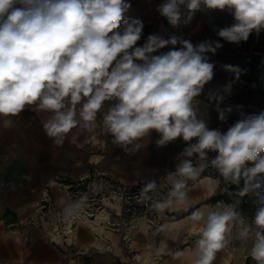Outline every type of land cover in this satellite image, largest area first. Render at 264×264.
<instances>
[{"label": "clouds", "instance_id": "1", "mask_svg": "<svg viewBox=\"0 0 264 264\" xmlns=\"http://www.w3.org/2000/svg\"><path fill=\"white\" fill-rule=\"evenodd\" d=\"M130 7L126 0H0V118L26 110L47 113L43 129L58 147L74 129L92 132L98 117L112 143L129 155L145 148L153 132L158 147L181 139L185 147L178 156L183 159L159 183L145 182L139 202L158 216L187 211L192 207L189 182L214 169L218 177H209L213 195H254L257 211L251 225L236 203L221 201L219 207L191 211L199 238L190 264H214L234 227L235 238L251 244L255 264H264V112L247 115L226 130L209 128L197 99L214 78L215 63L208 54L223 47L220 40L239 46L252 33L264 31V0H162L156 10L173 27L182 18L189 24L202 8L233 16V24L214 29L220 40L196 44L175 35L164 39L150 34L138 45L144 25L124 19ZM168 46L169 51H160ZM230 88L228 84L223 90ZM208 100L216 101L218 119L226 122L225 113L232 109H219L223 96L210 92ZM210 153L215 155L210 158ZM232 185L238 191H229ZM173 231L172 224H161L154 235ZM173 243L183 240L177 236ZM153 255L170 256L180 264L187 256L173 251L166 238L156 243Z\"/></svg>", "mask_w": 264, "mask_h": 264}, {"label": "crops", "instance_id": "2", "mask_svg": "<svg viewBox=\"0 0 264 264\" xmlns=\"http://www.w3.org/2000/svg\"><path fill=\"white\" fill-rule=\"evenodd\" d=\"M126 2L130 3L131 7L125 13L124 19L142 21L147 37L150 34H157L168 39L175 35L189 39L196 44L209 38L220 40L215 35L214 29L234 23L233 16L227 11L202 8L196 12L189 24L185 25L182 18L180 25L173 27L156 10L162 0H126ZM186 15L185 12V17ZM220 42L223 47L218 49L215 55L208 54L210 61L215 63L214 78L205 85L203 93L197 99L200 101L201 110L207 113L209 128L226 130L247 115H258L264 112V76L263 80L255 79L251 82L245 77H237L238 74L235 72L225 71L222 67L225 64L240 69L245 56L235 51V44L223 40ZM241 43L252 50L263 49L264 31L259 34L252 33L247 42ZM170 49L171 46H168L160 51L167 52ZM228 84L231 85L230 91L225 92L224 86ZM210 92L223 96L219 109H232L231 112L225 113L226 122L218 119L216 101L209 102L208 100ZM47 119V113H36L31 110H26L16 117L0 118V141L4 136L11 135L8 140L16 143L13 146L14 150L19 153H30L16 161L6 171V183L11 187L10 190L20 195L22 194L20 190L24 188L29 193V197L14 204L7 200L0 201V237L2 235L5 238L11 232L10 236L14 237L12 242L14 246L20 240L27 242L28 264H69L70 260H73V264H139L133 259L122 256L121 248H118V253L109 250L77 251L74 257L72 255L68 257L67 253L58 249L54 244L48 243L47 235L39 225L26 224L23 227L20 224L21 220L30 217L50 177L57 178L63 173L75 176L86 170L97 169L115 175L126 184L147 182L175 170L176 165L183 159L178 154L185 147L184 142L178 138L166 146L158 147L155 140L159 137L153 132L145 148L134 155H129L112 143L111 136L106 134L101 126L102 117H98L92 132L74 129L63 146L58 147L44 132L43 123ZM73 136L76 137L75 142L72 140ZM20 142H23V145H18ZM214 155L215 153H210V158ZM189 189L190 204L197 208H200V203L207 201L213 194L201 181L189 185ZM191 211L193 210L176 209L170 212L171 217L178 216L175 220L169 221V224L174 226V231L160 234L158 238L159 240L168 239L169 247L173 251L179 249L187 254L183 264H190L195 241L199 238L198 227L189 219ZM192 228H195L194 232L190 231ZM236 231L237 228L234 227L228 246L218 253L222 256L218 264H236L233 253L230 256L226 255L229 249L239 248L240 242L235 238ZM186 233L188 235L184 236ZM177 236L181 239L185 237L182 239L183 244L173 243V238ZM12 243H7L8 260L12 258H10ZM3 253V250H0V255ZM135 257L143 263L152 261L151 264H180L179 261L172 260L170 256L154 257L152 260L151 254L149 260L145 254L138 253ZM214 264L217 263L214 262Z\"/></svg>", "mask_w": 264, "mask_h": 264}, {"label": "rangeland", "instance_id": "3", "mask_svg": "<svg viewBox=\"0 0 264 264\" xmlns=\"http://www.w3.org/2000/svg\"><path fill=\"white\" fill-rule=\"evenodd\" d=\"M257 56H260V58H256ZM250 60H252L251 63H249ZM241 64L247 65L246 75H249L252 78L260 76L259 69H264V48L250 51V54L245 57L244 62ZM261 75H264V71H262ZM9 138H11V135L9 137L4 136V138L0 141V149H2V152L0 153V201L7 200L14 204L19 200H26L29 197V193L24 188L20 190L22 191V194L20 195H16L14 191H11V187L6 183V171L9 167H12L16 161L28 156L30 153H19L14 150L13 146H15L16 143L9 142ZM18 145H23V142H20ZM86 172L87 170L78 175H82ZM78 175L71 176L70 173H63L59 174L57 178L50 177L48 179L49 184L41 191V194L35 203L32 214L30 217L22 219L20 224L23 225V227H25L26 224L29 225L28 223L32 217L37 219L38 223L40 224L41 221L39 219L40 217H43V221L46 223L49 231V235L46 237L48 243L57 246L58 249L67 253L68 257L69 255L74 257L77 251L88 252L93 250H109L106 244L110 243L112 244L111 248L113 252L118 253V248H121L122 256L124 255L129 259H133L139 264H151L152 261L143 263L135 256L138 253L144 254L146 250L152 249L153 260V249L159 240V235H154L155 229L161 224H169V221L175 220L178 218V216L171 217L172 215L169 213H166L164 216H158L149 210V207L146 205V203L142 202H139L142 205L141 211L133 215L127 211L125 202L118 203L119 206H117V198L115 200L110 199V201L105 200L108 202H102L97 198L96 200H99V202L94 204V201H92L93 197L91 195V187L88 189L83 187L80 190L81 192L77 193V188L75 186H67L68 183L72 182L73 179H75ZM58 177L61 178V180H59ZM209 177L216 178L218 177V173L214 169L209 168L194 183L198 181L205 183L208 191L212 193ZM242 186L243 181L241 182L240 187ZM229 191L236 192L238 191V188L237 186L232 185L229 187ZM233 199L234 196H229L226 193H217L215 195L212 194L207 201H202L199 206L200 208L206 205L219 207L217 203L221 201L224 203H231ZM256 199L257 198L254 195L244 196L241 198V203L238 204L236 208L243 220L249 225L253 223L257 211ZM80 201H82L81 206L78 209H75L74 206ZM37 204L42 205V209L36 211ZM110 205L117 206L119 208V211H117L119 214H117L115 210L112 211ZM105 207L106 209L103 211ZM195 208H197V206H192L188 209V211L194 210ZM70 210L81 213L74 214L76 217L73 218L72 221L74 222L72 223L74 230L72 240H69V236L63 233V226H65L64 219ZM102 212H110V214L102 220L100 219L102 221L100 226L94 225L93 223L85 220V216L89 217L90 219H94L99 213ZM89 213L93 214L90 216ZM143 221H146V223L144 224ZM155 224H157V226H155ZM125 229H127V231L131 230L133 232V238L128 243H125L123 238ZM194 230L195 228L190 229L192 232H194ZM52 234L60 235L59 240H56ZM10 235L11 232L10 234H7L5 238L2 235L0 237V250H3L4 252L2 255H0L2 256L0 257V264H28V243L24 240H20L14 246L12 243L14 241V237ZM186 235H188V233L184 234V236ZM184 238L185 237L182 239ZM239 242V248L229 249L226 255L230 256L233 253V258L236 264H255V261L251 259L249 254L251 244L248 243L249 245H247V243L241 241ZM7 243H12L10 256V258H12L10 260H8L9 257L7 252ZM129 244L131 245V248H128ZM221 258V254H217V258L214 262L218 264ZM69 264H73V260H70Z\"/></svg>", "mask_w": 264, "mask_h": 264}, {"label": "built area", "instance_id": "4", "mask_svg": "<svg viewBox=\"0 0 264 264\" xmlns=\"http://www.w3.org/2000/svg\"><path fill=\"white\" fill-rule=\"evenodd\" d=\"M146 39H147V35H146V32L143 30L141 39L140 41L137 42L138 45H143ZM234 48L236 52L240 53L241 55L245 57L248 54H250V51H253L251 48L246 47L243 43H241L239 46L235 45ZM163 175L156 177L155 180H157V182L159 183L160 177ZM58 179L61 180V178L59 177ZM194 182L190 181L189 184H192ZM144 183L145 182L126 184V183H123L115 175H112L110 173L97 170V169H90V170H87L86 173L82 175H78L75 179H73L72 182L68 183L67 186L69 187L75 186L77 188L76 190L77 193L81 192L80 190L83 187H86V189L91 187V191H92L91 195L93 197L92 201H94L93 202L94 204L98 203L99 200L102 202H108L105 200L110 201V199L115 200L117 198L116 199L117 206H119L118 203L125 202L127 206V211L135 215L137 214V212H140L142 209V205L139 203V200H138V193L140 189L143 187ZM48 184L49 183H47V185ZM97 198L99 200H96ZM110 206H111L110 208H112V211L115 210V212L119 214V212H117L119 211V208L117 206H114V205H110ZM42 207H43L42 205L37 204L36 211L42 209ZM105 209L106 207L104 208L103 211H105ZM107 213L108 215L110 214V212H107ZM92 214L93 213H89L90 216ZM39 220L41 221L40 224L38 223L37 219L32 217L28 224L29 225H39L40 228L43 230V232L46 235H49L48 227L46 223L43 221V217H40ZM155 226H157V224H155ZM132 235H133V232L131 230H128V231L127 229L124 230L123 238H124L125 243H128L129 241H131V239L133 238ZM106 246L110 251H112V248H111L112 244L107 243ZM130 246L131 245L129 244L128 248H131Z\"/></svg>", "mask_w": 264, "mask_h": 264}, {"label": "bare ground", "instance_id": "5", "mask_svg": "<svg viewBox=\"0 0 264 264\" xmlns=\"http://www.w3.org/2000/svg\"><path fill=\"white\" fill-rule=\"evenodd\" d=\"M53 183H55V182H53ZM232 203H236L237 205L238 204H240L241 203V197H236V196H234V199H233V201L231 202V203H226V204H232ZM75 213H78V211H73V210H70L69 211V213H67V216H66V218L64 219L65 220V226H63L64 227V230H63V233L65 234V235H67V236H69V240H72V237H73V232H74V230H73V225H72V223H74V222H72L73 221V218H75L76 216L74 215ZM78 214H81V213H78ZM108 215V213L107 212H102V213H99L98 215H97V217L96 218H94V219H90L89 217H87V216H85V220L86 221H88V222H93V223H95V225H101V223H102V219L103 218H105L106 216ZM101 219V220H100ZM79 220V219H78ZM77 220V221H78ZM80 222V221H79ZM143 223L145 224L146 223V221H143ZM78 224V223H77ZM147 225V224H146ZM149 225V224H148ZM76 228H77V226H76ZM147 228V227H146ZM59 236L60 235H56V234H53V237L56 239V240H59ZM70 242V241H69ZM145 254V257L147 258L148 257V259L150 260V258H149V256L152 254V250L151 249H148L147 251H146V253H144ZM142 256V255H141ZM140 257V256H139ZM142 259V258H141ZM147 260V259H146Z\"/></svg>", "mask_w": 264, "mask_h": 264}, {"label": "trees", "instance_id": "6", "mask_svg": "<svg viewBox=\"0 0 264 264\" xmlns=\"http://www.w3.org/2000/svg\"><path fill=\"white\" fill-rule=\"evenodd\" d=\"M256 58H260V56H257ZM251 61L252 60H250L249 61V63H251ZM246 68H247V65H242L241 64V66H240V71H239V74L237 75V77H245V78H247L249 81H253V80H255V79H260V80H263V76L264 75H261L262 74V71H264V69L263 70H260L259 69V72H260V76H257V77H255V78H252V77H250L249 75H246ZM256 70H258V69H256Z\"/></svg>", "mask_w": 264, "mask_h": 264}]
</instances>
